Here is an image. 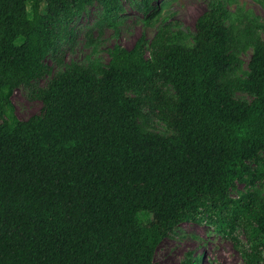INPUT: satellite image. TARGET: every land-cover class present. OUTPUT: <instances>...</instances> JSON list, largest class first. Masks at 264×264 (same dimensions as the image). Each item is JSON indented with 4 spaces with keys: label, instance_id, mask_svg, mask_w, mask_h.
Wrapping results in <instances>:
<instances>
[{
    "label": "trees",
    "instance_id": "16d2710c",
    "mask_svg": "<svg viewBox=\"0 0 264 264\" xmlns=\"http://www.w3.org/2000/svg\"><path fill=\"white\" fill-rule=\"evenodd\" d=\"M122 1L0 0V264H156L159 244L185 224L242 229L244 264H264L257 23L238 32L213 7L196 25L193 47L165 25L131 50L115 47L108 65L66 64L33 91L40 115L13 114V93L45 76V59L63 64L86 8L100 5L102 23L117 26ZM129 1L149 18L168 4ZM241 47L253 49L244 76ZM146 108L170 135L148 127ZM238 183L263 189L233 199Z\"/></svg>",
    "mask_w": 264,
    "mask_h": 264
},
{
    "label": "rangeland",
    "instance_id": "374dc122",
    "mask_svg": "<svg viewBox=\"0 0 264 264\" xmlns=\"http://www.w3.org/2000/svg\"><path fill=\"white\" fill-rule=\"evenodd\" d=\"M162 1H167V6L157 12L153 18H149L136 9L133 1L123 0L122 7L125 14L117 21V26L102 23L104 10L100 5L87 7L77 24L78 27L83 26V28L77 32L73 43L61 52L63 64L51 56L46 58L45 76L34 81L32 86L20 87L13 93L11 98L13 114L21 121L40 115L43 103L34 97L33 91L47 87L54 74L63 70L66 64L77 62L85 65L91 63L108 65L110 53L115 47L131 50L143 37L151 41L158 30L165 25L171 27L172 33L181 44L193 47L196 25L199 19L213 7L219 6L227 11L230 15L228 24H234L237 30L253 26L254 23L262 26L263 29L255 30L264 40V0H159L156 8L161 6ZM252 55L251 47H241L239 57L243 64L239 76H244L243 73L248 71ZM236 98L246 102H252L254 99L246 93H238ZM145 114V121L149 123L148 127H151V130L163 135L172 133L151 110L146 108ZM259 189H263L261 183L255 185L238 183L231 191V196L233 199H239L243 194ZM229 231L232 234L219 232L207 224L182 225L159 244L154 262L181 264L190 258H202V264H244L241 250L244 248L249 250L246 236L240 228ZM234 239H237L238 243Z\"/></svg>",
    "mask_w": 264,
    "mask_h": 264
}]
</instances>
